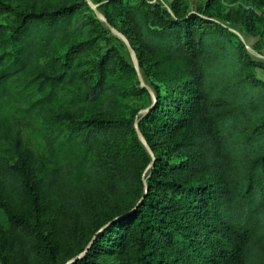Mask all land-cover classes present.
Returning <instances> with one entry per match:
<instances>
[{"label": "trees", "instance_id": "obj_1", "mask_svg": "<svg viewBox=\"0 0 264 264\" xmlns=\"http://www.w3.org/2000/svg\"><path fill=\"white\" fill-rule=\"evenodd\" d=\"M51 1L18 10L0 0L18 19L0 54V208L13 229L0 264L67 263L44 224L54 207L81 253L89 246L69 264H264V80L226 24L233 0L191 13L131 8L156 97L138 122L151 151L135 128L140 109L125 102L149 92L133 63L116 44L98 50L106 29L85 0L37 8ZM51 43L69 46L44 65ZM68 83L70 108L32 129L47 160L37 173L14 126Z\"/></svg>", "mask_w": 264, "mask_h": 264}, {"label": "rangeland", "instance_id": "obj_2", "mask_svg": "<svg viewBox=\"0 0 264 264\" xmlns=\"http://www.w3.org/2000/svg\"><path fill=\"white\" fill-rule=\"evenodd\" d=\"M114 1V2H111ZM150 4H159L164 10L173 14L172 7H179L181 11L195 12L203 7L208 0H146ZM12 7L23 10L31 4L33 0H5ZM57 0H52L48 5L39 4V9L46 6L53 7ZM89 10L83 13L92 11L95 14L94 7L106 17L114 22V27L117 28L131 43L130 34L133 28V23L130 20L129 12L132 7L140 5L143 0H85ZM230 8V17L226 20V24L234 31L240 39L246 43L249 56L256 62V66L252 69V73L264 80V0H233L232 3H226ZM96 15V14H95ZM97 17V15H96ZM98 18V17H97ZM99 19V18H98ZM104 28L105 33L100 36L97 42L98 50L108 49L112 44H116L124 57L131 61V57L127 41L111 30L104 20L99 19ZM108 21V20H107ZM225 22V20H224ZM18 24V19L14 12L5 8L0 3V54L8 52L12 49L11 36L13 30ZM132 45V43H131ZM69 43H60L48 45V51L42 58V63L46 65L56 55L66 51ZM135 50L136 58L139 65L137 71L138 79L141 74L144 83L150 86V79L144 75L141 68L137 48ZM135 67V66H134ZM151 90L153 88L150 86ZM54 95L52 100L34 107L30 116L27 119H20L14 126L13 136L19 138L25 149L32 155L33 166L37 168V173H44L47 168V160L45 158V148L42 141L33 133L32 129L40 125L46 124L53 120V114L70 108V97L76 90V86L68 84H60L53 87ZM148 90V89H147ZM51 91L50 86H46L42 93L37 95V98L44 97ZM143 95L133 94L125 99L126 104L131 107L140 109L137 113V118L140 120L146 114L145 110L153 101L151 91ZM140 128V127H139ZM172 162L178 161L179 157L176 154H171ZM54 207V206H53ZM45 228L51 235L54 241L58 244L59 259L68 262L75 256L80 255L83 243L73 239L70 231V220L62 218L58 208H52L45 216ZM13 229L3 211L0 208V240L12 233ZM105 262L112 264L113 261L109 256H105Z\"/></svg>", "mask_w": 264, "mask_h": 264}, {"label": "water", "instance_id": "obj_3", "mask_svg": "<svg viewBox=\"0 0 264 264\" xmlns=\"http://www.w3.org/2000/svg\"><path fill=\"white\" fill-rule=\"evenodd\" d=\"M94 11H95V14L97 15V17H98L99 19H101V20H104V21L106 22L107 26H108L111 30H113L115 33H117L119 36H121L125 41H127L128 48H129V51H130L131 57H132L133 62H134V66H135V68L137 69V71L139 72V65H138V61H137V58H136L135 50H134L133 46L131 45V43L128 41V39H127V38H126V37H125V36H124V35H123V34H122L117 28H115L114 26H112V25L107 21L106 17L103 16V15L98 11L97 8L94 7ZM139 80H140V82H141V86L147 88L148 90H150V91H151V94H152L153 103H152V105H151L149 108H147V109L145 110V112H148V111L152 108L153 104L156 102V97H155L153 91L151 90L150 86L147 85L146 83H144L143 78H142V76H141L140 73H139ZM138 122H139V119L136 118V121H135V128H136L137 134H138L139 138L142 140V142L144 143V145L146 146V148H147L148 150H150V148H149V146L147 145L146 140L144 139V136H143V134H142V132H141V130H140V128H139V124H138ZM150 151H151V150H150ZM145 191H147V188H146ZM88 248H89V246H87V248L85 249V251H84L83 253H81L80 255H78V256H76V257L70 259L66 264H69V263L73 262L77 257H80L81 255H83V254L88 250Z\"/></svg>", "mask_w": 264, "mask_h": 264}]
</instances>
